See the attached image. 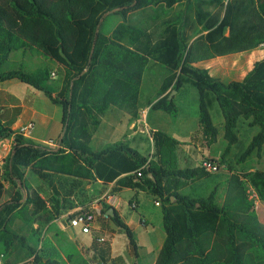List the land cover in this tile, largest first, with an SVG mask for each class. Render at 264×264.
<instances>
[{
  "label": "trees",
  "instance_id": "16d2710c",
  "mask_svg": "<svg viewBox=\"0 0 264 264\" xmlns=\"http://www.w3.org/2000/svg\"><path fill=\"white\" fill-rule=\"evenodd\" d=\"M255 7V0H0V83L19 80L62 108V132L56 148L28 141L0 115V140L14 141L0 164L3 264H22L31 258L33 264H62L58 250L38 251L30 245L39 230L25 169L45 182L53 175H63L152 194L162 206L166 234L155 264H264V171H236L229 163L230 175L220 203L219 176L205 170L202 163L195 168L181 167L179 151L184 144L163 131L149 132L148 141L153 145L149 157L125 142L107 145L100 152L89 143L112 107L131 121L140 119L146 73L158 67L166 76L149 102L151 111H163L177 121L179 109L170 95L195 89L199 124L192 140L206 150L217 144L215 117H219L228 142L219 164L227 163L226 155L240 143L246 123L257 133L245 156L261 151L264 63L256 64L242 81L224 82L187 59L190 42L202 33L215 57L236 53L258 32ZM147 11L152 14L141 23L128 19L131 13ZM112 12L123 21L105 35L103 16ZM29 52L56 62L63 71L62 82L51 81L49 68L28 72L11 60L13 53ZM207 183L214 185L211 192L206 190ZM133 201L135 198L130 205ZM114 213L110 220L126 233L129 249L139 259L134 232L115 209ZM17 221L22 222L28 237L14 230ZM244 243L255 247L240 259L237 247ZM97 244L93 242L96 250ZM100 245L103 253L95 259L106 264L109 246ZM62 253L64 264H93L74 243H68Z\"/></svg>",
  "mask_w": 264,
  "mask_h": 264
},
{
  "label": "rangeland",
  "instance_id": "374dc122",
  "mask_svg": "<svg viewBox=\"0 0 264 264\" xmlns=\"http://www.w3.org/2000/svg\"><path fill=\"white\" fill-rule=\"evenodd\" d=\"M255 2L256 7L254 18L258 25V32L236 53L224 58L215 57L212 55L205 42V33H202L194 37L190 42L187 54L188 61L193 65L209 69L211 75L224 82L242 81L254 69L256 64H263L264 0H255ZM151 14L152 11H147L145 13L135 12L131 13L128 19L132 23H141L142 21L147 20ZM122 21V17L118 14L113 12L105 14L103 16L101 28L103 34L108 35V33H111L112 30ZM11 60L23 65L28 72L35 71L39 68H49L51 72L56 74V77L52 78L51 81L56 82V84L62 82V69L56 62L41 57L39 54L34 53L28 55L23 53H13L11 55ZM165 76L164 71L158 67H152L146 73L142 92V103L144 109L150 108L149 102L155 99L156 93L160 89ZM15 82L16 83L7 82L5 87L10 88L16 97H19L26 104L32 102V107L40 114V117L34 120L35 132L32 136L33 141L37 144L47 143L45 146L56 148L58 143L56 138L62 132V108L51 104L43 95L42 96L46 101H43V99L33 100V97L30 96L29 93L30 90L34 89L21 83L20 81ZM173 99L179 109V121L177 126L174 127L170 123L172 122V119L164 112L152 113L149 121L151 124L156 125V129L159 131H163L171 137H175L184 144L179 151L181 167L195 168L201 165V163L205 160H216L217 162H222V157L226 153V149L228 147V142L224 138V122L219 117H215V124L219 128L217 144L209 150L203 149L197 141L191 139V136H187L188 129L185 128H189L192 132L197 128V109L199 107L198 91L195 89H183L179 93L176 92ZM1 113L2 110L0 109V114ZM142 114H144L143 110ZM122 115L127 116L117 108H111L107 116L118 118V116ZM29 117V110H24L23 115L19 118V122L17 124L16 131L19 134L21 133V128L30 123H28ZM125 118L126 117L122 120L124 125H126L127 122L125 121ZM178 126L184 127L178 128ZM170 127H172L174 131L177 130L176 133L180 136V138H178L179 136L177 137L175 134H172L173 132H169L168 128ZM256 133L257 129L249 127L246 123L244 128L241 129L240 143L227 153V163H221L224 168L215 173L221 179L219 185L220 203L223 201L227 187V176L230 175L228 169L229 163L232 164L233 169L236 171H264V148L261 151H254L249 156H245L246 150L251 145L253 137ZM147 134V132L145 135H141L139 133L135 138H139V136H146L145 138L141 137L144 142L139 141L136 144L140 153L149 157V155L153 152V149L150 141L147 140ZM25 138L32 142L30 139L31 136ZM124 139H127V136H124ZM83 140L87 141L88 137L85 136ZM13 145V139H6L5 141L0 140V151L2 152L0 164H2L3 159L8 156ZM90 146L95 150L98 149L96 143H93ZM187 152L189 154L188 159H186ZM202 153L205 155H202ZM243 156H245L244 160H242ZM24 171L25 178L31 186L29 198L32 201L30 206L35 216V220L37 221L35 228H38L39 230L36 238L32 240L29 239L32 247L36 248L38 251L45 249L55 252L58 250L61 258L60 261L64 264L65 259L63 257L62 249L64 250L68 243H74L83 251L86 257L93 264H100L101 261H96L95 259V256L99 254L100 247L96 250L93 248V245L91 246L94 237L90 236L91 242L89 244L80 242L76 237L77 230H64L61 228V222L66 224L67 216H76L82 208L90 209L96 213L97 210H100L96 208V206L102 208V212H108V210L116 208L117 206V212L120 216V214L125 212L129 207V212L134 217L133 221L130 219V229L134 232L137 241L139 259H135L133 257L129 249V239L126 233L117 228L111 220H104V222L100 223L101 230L94 233V236H102L105 239L104 243H107L109 246L110 252L107 256L106 264H154L155 259L163 246L166 234L163 231L164 216L162 206L152 194L148 192V194L154 198L157 203H159L158 207L160 209H158V212L160 216L155 217L154 214V216L144 218L141 215L143 217V221H139V214H141V212H133L135 207L139 209L137 201H133L132 205L128 204V206H125V203L122 200L116 203L114 196L118 197V192L115 191V187L113 186H104L94 189V185L90 182L54 175L50 177L49 181L45 182L40 180L30 169H25ZM205 186L208 192H211L214 187L213 184L209 183ZM196 187L197 190H200V185H197ZM91 189H94V191ZM70 190H72V193H70ZM106 190H108V194L104 195ZM249 190L252 198L256 199L258 203L254 189L249 186ZM132 196L133 195H131V193H125L119 197L127 199L128 202L129 198H133ZM134 198L136 200V196H134ZM57 200L59 201L58 207L56 204ZM157 203L155 204L156 206ZM79 207L81 208L76 211L75 209ZM150 207L153 208L154 206L150 205ZM49 219L52 220L48 223ZM122 221L126 223L124 219H122ZM153 225L157 227L154 229ZM14 230L19 236L28 237L27 231L22 222L17 221ZM253 247H255V244L253 243L238 245L237 250L239 258L243 259L246 252ZM4 260V256L0 254V264H3ZM22 264H33V258L23 262Z\"/></svg>",
  "mask_w": 264,
  "mask_h": 264
},
{
  "label": "crops",
  "instance_id": "0c3cea01",
  "mask_svg": "<svg viewBox=\"0 0 264 264\" xmlns=\"http://www.w3.org/2000/svg\"><path fill=\"white\" fill-rule=\"evenodd\" d=\"M115 29V28H114ZM113 29V30H114ZM112 30V31H113ZM111 33H108V35H110ZM24 54H28V55H31V53H24ZM42 57V56H41ZM58 65V64H57ZM58 67V66H57ZM55 69V68H54ZM15 81H19V80H12V81H7V82H14L16 83ZM7 82H4V83H0V109L2 110V113L0 114L3 118V120L5 122H10L12 123L13 125V129L14 130H17V124L19 122V118L23 115V111L28 109L29 110V113H30V117L28 119V123L29 122H33L34 123V120L35 119H38L40 117V114L38 113V111L32 107V102H29V103H25L23 100H21L19 97H16V95L13 93V91L8 88V87H5V84ZM19 84V83H18ZM28 86V85H27ZM34 89V88H33ZM30 96L33 97V100L35 99H43V101H46L43 96H45L43 93L39 92V91H36L35 89L34 90H30ZM43 95V96H42ZM46 97V96H45ZM47 98V97H46ZM48 99V98H47ZM49 100V99H48ZM49 102L51 104H53L50 100ZM54 105V104H53ZM54 106H58V105H54ZM113 108V107H112ZM111 109V108H110ZM110 109L106 112L105 116L103 117L102 119V123L98 129V131L91 137V139L89 140V143L90 145L93 144V143H96L97 144V150L93 149L95 152H100L102 151L107 145H110V144H115V143H118V142H125L126 144H128L131 148H134L136 149L139 153V149L137 148V144L139 141L140 142H144V140L141 139V137H146V136H139V138H135L136 135H138L139 133L141 135H145V133L147 132V140H148V137H149V132L151 130H158L156 129V125L154 124H151L150 121H149V118H150V115L152 113H156V112H163V111H151L150 108H147V109H144L143 112L144 114L141 113V117L139 120H136V121H131L129 116H118V118L116 117H108V112L110 111ZM199 109V107H198ZM198 109H197V128L192 132L190 131L189 128L185 127L186 129H188V133H187V136H191V139H192V135L196 132V130L198 129V124H199V113H198ZM165 113V112H164ZM167 114V113H166ZM169 117L170 115L167 114ZM125 118V121L126 122V125H124V122H122L123 118ZM120 118V119H119ZM171 118V117H170ZM179 118V116H178ZM172 119V118H171ZM179 119H177V121H173L172 119V122H170L174 127L177 126V123H178ZM152 122V121H151ZM180 127H184V126H178V128ZM150 128V130H149ZM169 132H173L172 134H175V136H179L176 131H174V129L172 127L168 128ZM34 132H35V129L33 131V134L32 136L34 135ZM125 134V135H124ZM32 136H31V141H33L32 139ZM60 135L57 136L56 140H58ZM124 136H127V139H124ZM186 136V135H185ZM184 136V137H185ZM175 138V137H174ZM180 138V136L178 137ZM6 140V139H5ZM4 140V141H5ZM151 141V140H150ZM181 142V141H180ZM36 143V142H34ZM151 143V142H150ZM182 143V142H181ZM199 143V142H198ZM37 144V143H36ZM47 143H44V144H41V145H46ZM200 145V144H199ZM216 145V144H215ZM214 145V146H215ZM201 146V145H200ZM151 147L153 149V145L151 143ZM203 148V147H202ZM204 149V148H203ZM205 153V152H204ZM204 153H202V155H205ZM188 152H187V156H186V159H188ZM0 158L2 159V152L0 151ZM1 159H0V162H1ZM4 160V159H3ZM179 160H180V157H179ZM3 163V161H2ZM56 176V175H54ZM57 176H63V175H57ZM63 177H66V176H63ZM66 178H69V177H66ZM73 179V178H72ZM79 181H82V180H79ZM85 182H88V181H85ZM92 185H94V189H97L99 187H104V186H113L115 187V191L118 192V197L116 198L114 196V198L116 199V203L118 201H124L125 203V206H128V204L130 205V200H132L134 198V196H136V201L138 203V207L139 209H137V211L141 212V214H139V221H142V218H149L150 216H154L155 214V217H159L160 214L158 212V209H160L158 206H159V203H157L156 200H154V198H152L148 192H142V191H134V190H129V189H121V190H117L116 189V185L115 183H111V184H108V185H105L103 184L101 181H92L90 182ZM94 189H91L92 191H94ZM70 193H72V190H70ZM125 193H131V195H133L132 197L133 198H129L128 199V202H127V199L123 198V197H119V196H122L124 195ZM105 194H108V190H106L104 192V195ZM103 195V196H104ZM58 201V200H57ZM57 201H56V204H57ZM59 202V201H58ZM127 203V205H126ZM157 203V206L155 205ZM150 205H153L154 207L151 208ZM58 207V205H57ZM81 207L79 208H76L75 210L78 211ZM96 208L100 209L102 211V208H99V206H96ZM127 208V207H125ZM116 211H118V208L116 206V208H114ZM129 207L126 209L125 212L121 213L120 214V217L121 219H124L125 222L128 224V226L130 227V219L133 221L134 217L130 214L129 212ZM135 212V210L133 211ZM107 213V212H106ZM118 213V212H117ZM143 217H142V216ZM69 216V215H68ZM68 216H67V219H66V224H63L61 222V228L64 229V230H77L76 232V237H77V240H79L80 242H83L85 244H89L91 242L90 240V236L91 237H94L93 238V241H92V244L91 246L93 245V242H96L97 241V237H102V236H94V233H97L101 230V226H100V223L101 222H104V219L102 217H98L97 218V222H96V229L93 231V234L92 235H88V234H84L82 233V231L78 228H69L68 227ZM147 216V217H146ZM99 220V221H98ZM110 220V219H109ZM139 223V222H138ZM153 224V223H152ZM157 226L153 225V228L155 229ZM103 238V237H102ZM96 240V241H95ZM101 244V243H100ZM99 244V245H100ZM98 244V248L100 247ZM79 248V247H78ZM80 249V248H79ZM81 250V249H80ZM110 252V250H109ZM99 253L102 254L103 252L99 249ZM158 256V255H157ZM157 259V257H156ZM156 259H155V262H156ZM154 262V264H155Z\"/></svg>",
  "mask_w": 264,
  "mask_h": 264
},
{
  "label": "built area",
  "instance_id": "2783aa9c",
  "mask_svg": "<svg viewBox=\"0 0 264 264\" xmlns=\"http://www.w3.org/2000/svg\"><path fill=\"white\" fill-rule=\"evenodd\" d=\"M55 77L56 74L52 72L51 78ZM33 131L34 123L30 122L28 125L21 128L20 134L24 137H30L32 136ZM202 167L212 174H215L219 172L222 168H224L223 165L219 164L218 162H212L211 160L203 161ZM139 176H141V173H139ZM98 217H102L106 221L110 219L108 213H104L101 210H97L96 213H94L90 209L82 208L76 216H68V227L72 229L78 228L82 231V233L92 235L93 231L96 229L95 226ZM96 239L99 243L105 242V239L102 237H97Z\"/></svg>",
  "mask_w": 264,
  "mask_h": 264
},
{
  "label": "water",
  "instance_id": "95a60500",
  "mask_svg": "<svg viewBox=\"0 0 264 264\" xmlns=\"http://www.w3.org/2000/svg\"><path fill=\"white\" fill-rule=\"evenodd\" d=\"M175 91L170 95V99H173L174 95H175ZM108 215L111 217H114L115 213H114V208H111L110 210H108Z\"/></svg>",
  "mask_w": 264,
  "mask_h": 264
}]
</instances>
